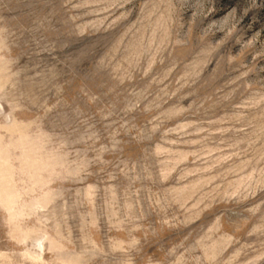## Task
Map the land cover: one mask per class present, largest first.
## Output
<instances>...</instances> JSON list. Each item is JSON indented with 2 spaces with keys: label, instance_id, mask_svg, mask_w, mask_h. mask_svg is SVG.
<instances>
[{
  "label": "rangeland",
  "instance_id": "obj_1",
  "mask_svg": "<svg viewBox=\"0 0 264 264\" xmlns=\"http://www.w3.org/2000/svg\"><path fill=\"white\" fill-rule=\"evenodd\" d=\"M0 264H264V0H0Z\"/></svg>",
  "mask_w": 264,
  "mask_h": 264
},
{
  "label": "bare ground",
  "instance_id": "obj_2",
  "mask_svg": "<svg viewBox=\"0 0 264 264\" xmlns=\"http://www.w3.org/2000/svg\"><path fill=\"white\" fill-rule=\"evenodd\" d=\"M42 250V249H41Z\"/></svg>",
  "mask_w": 264,
  "mask_h": 264
}]
</instances>
